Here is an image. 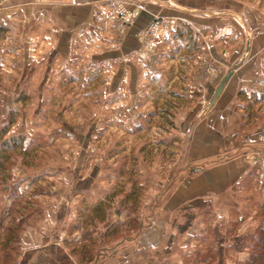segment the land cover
I'll return each instance as SVG.
<instances>
[{
	"label": "rangeland",
	"instance_id": "obj_1",
	"mask_svg": "<svg viewBox=\"0 0 264 264\" xmlns=\"http://www.w3.org/2000/svg\"><path fill=\"white\" fill-rule=\"evenodd\" d=\"M223 3L222 10L209 9L212 13H208L220 16L219 27H192L180 20L178 30L172 32L178 39L181 34L177 44L143 45L149 56L158 57L162 63L159 71L140 69V82H136L139 94L133 102L136 113L129 117L121 113L122 104L128 105L131 100L127 82L122 81L114 92L107 90L106 77L111 67L112 72L118 69L116 64L112 66L109 60L95 62L84 50L85 44H81L83 51L77 59L84 64L78 73L71 67L74 73L69 74L70 79L77 75V81L72 82L69 77L54 80L53 89L41 97L38 89L44 83L45 61H26L22 45L24 25L17 31V51L16 47L9 48L10 25H0V129L11 114L14 123L9 134L25 137L24 147L10 153L7 169L0 174V264H29L42 249L48 250L54 264H62L57 260L59 249L69 254L73 262L84 264L79 262L81 254L77 249L89 241L95 242L93 249L98 251L107 245L116 247L124 237L135 239L158 210L150 208L153 200L158 204L160 194L166 199L165 187L182 166L176 164H181L177 153L185 133L184 122L200 113L204 118L207 110L213 108L208 107L213 94L208 97L207 88L202 85L205 72L201 56L210 58V46L219 44L220 53L231 62L232 54H237V44H252L264 35V0ZM107 46L95 44L101 49ZM36 52L34 56L39 58V49ZM49 79L53 81L51 75ZM261 90L242 97V123L238 136L230 137L236 146L247 145L241 153L251 155L252 175L245 179L243 191L227 201L224 218L217 216L216 212H221L215 208L198 212L201 227L193 231L199 242L194 248L201 252L184 256L183 264H243L261 250L252 238L258 228L264 227V130L260 129L264 125V89ZM137 108L145 114L139 116ZM137 117L146 122L145 126L142 123V130L133 124ZM206 119H210L208 114ZM95 120L99 128H94ZM176 140L180 143L174 145ZM96 166L103 171L89 182L92 189L71 204L77 171L89 176ZM123 197H128V206H123ZM69 203L75 206L76 213L69 234L75 235L65 242L58 232L66 227L65 215L69 219L71 213ZM103 205L107 207L110 228L99 219L96 225L91 222ZM66 208L68 214L60 216ZM188 219L182 220L186 227L176 228L178 243L190 227ZM129 221V227L121 230V224ZM31 233L38 241L26 247L24 238ZM178 243L174 252L182 254ZM73 248L76 252L71 253ZM171 258L161 257V264H173Z\"/></svg>",
	"mask_w": 264,
	"mask_h": 264
},
{
	"label": "crops",
	"instance_id": "obj_2",
	"mask_svg": "<svg viewBox=\"0 0 264 264\" xmlns=\"http://www.w3.org/2000/svg\"><path fill=\"white\" fill-rule=\"evenodd\" d=\"M121 1L128 9L140 6V11L133 21L125 25L119 21L117 9L113 7L111 0H0V25L9 24L11 28L9 48L16 47L17 51L16 43L20 41L16 38L17 31L24 25L22 45H24L26 61L31 63L40 58L45 61L43 64L46 72L42 88L38 89L39 96H46L45 92H49L50 88L53 89L54 80L59 81L61 77L66 79L69 77L72 82L77 81V75L70 79L69 74L74 73L70 68L73 67L77 73L80 72L84 63L77 59V54L83 51L81 44H85L84 50L91 54L95 62L109 60L113 63L112 66L117 65L118 69L112 72L114 67H111V72L106 77L107 90L114 92L122 81L127 82L131 100L128 105L122 104L121 113L129 117L131 113H136L133 102L139 94L136 82H140V69L159 71V64L162 63L159 62L158 57L147 54L140 39L141 34L150 30V43L177 44L176 41L182 38L181 34L178 39L172 36L174 34L172 32L176 31V28L178 30L180 20L190 23L192 27L207 25L213 30L220 26L218 23L220 16L212 17L208 14L212 13L209 9L216 12L225 6L223 3L225 0H212V3H209L210 0ZM169 24H172V27L169 28ZM13 35L15 38H12ZM261 35L262 38L258 39L259 41L254 40L252 44H237L235 47L237 54H232L231 62L226 58L227 56L220 53L219 44L210 46L212 53L210 58L201 56L202 62L204 60L202 72H205L202 85L207 88L208 97L209 93L214 94L215 89L230 70H232L231 76L212 110L208 109L209 112H206L204 118L200 113L184 122L185 133L181 139L180 153H177L180 154L181 164H176L182 166L174 171L168 186L165 187L164 193H168L166 199L160 194L156 199L158 204L155 205L153 200L150 208L158 209L154 216L144 227H141L135 239L129 240L124 237L116 247L105 246L101 253H97L93 264H161L163 256L172 257L173 264H183L184 256H193L194 252L197 254L198 248L194 247L198 240L193 231L200 230L201 227L197 217L200 216L198 212L215 208L221 212V214L216 212L217 216L221 215L220 217L224 218L223 215H227L225 212L227 201L243 191L245 179L253 172L251 155L245 156L244 152L241 153L247 145L236 146L230 137L238 136L242 123V110L239 107L242 97L247 96L250 91L261 92V89H264V35ZM95 44H109V46L101 49L95 47ZM38 49L39 58H36L34 53H37ZM213 60L218 64H214ZM219 65H222V68ZM125 66H128L127 69ZM28 73L30 67L25 72V78ZM49 75L53 81L49 79ZM137 114L141 116L145 112L137 108ZM207 114L210 116L209 120L206 119ZM138 117L133 124L138 130H142L146 122H142ZM93 125L94 128H99L96 120ZM260 129L264 130V125ZM261 137L264 138L263 134ZM257 139L259 138H255L254 141ZM236 140L238 141L239 137ZM177 143L180 142L173 141L174 145ZM102 171L99 166L91 170L89 176H83L81 171H77L74 195L70 197L71 204L92 189L93 185H89V182L99 177ZM127 198H121L123 206L126 205ZM63 204L65 209V202ZM71 204L69 203V212L71 211L69 219L68 215H65L66 227L58 232L59 238L66 240L65 242L75 235L69 234L70 223L76 215L75 206ZM67 208L66 211H61L60 216H64L65 212L68 214ZM195 211L197 214L194 213ZM98 214L99 211L95 215V225L99 219L105 222L106 228L109 227L108 215L101 219L102 216L99 217ZM180 214H182L181 218ZM185 218H189L190 227L183 241L178 243L176 228L186 225L182 222ZM31 235L24 238L26 247H32L33 242L38 241L36 235L32 233ZM48 237L49 242L52 243L50 236ZM124 239L128 240L124 241ZM78 241L81 243L80 240ZM177 243L181 244L182 254L174 252ZM29 264H54V259L48 250L42 249L36 252Z\"/></svg>",
	"mask_w": 264,
	"mask_h": 264
},
{
	"label": "trees",
	"instance_id": "obj_3",
	"mask_svg": "<svg viewBox=\"0 0 264 264\" xmlns=\"http://www.w3.org/2000/svg\"><path fill=\"white\" fill-rule=\"evenodd\" d=\"M0 122H1V114H0ZM14 123V117L10 114V119L8 122L4 123L0 129V174L3 173L4 170L7 169V163H9L10 153L15 148H22L24 147V139L23 135H13L9 134L10 128ZM128 203V202H127ZM126 203L125 206H128ZM136 206V204H134ZM107 213V207L103 205V208L99 209V217L102 216L101 219H104ZM95 221V217L92 216L91 222ZM130 221L127 223H123L120 226L121 230H124V227H129ZM110 228V226L108 227ZM118 229V228H117ZM116 232V231H115ZM118 232V231H117ZM258 232V233H257ZM107 232L104 233V236H107ZM259 234V236L257 235ZM12 237V236H10ZM254 245H257L261 248L256 254H253L251 257L247 258V261L243 264H264V227H260L254 232L252 235ZM82 243V242H81ZM90 244H83L80 246L77 251L81 254V258L79 260L80 263L84 264H93L96 260L97 253H101V250H94L93 247L96 246L95 242L89 241ZM252 244V247H254ZM90 246V248H88ZM89 250H88V249ZM59 251V255L57 256V260L62 264H77L70 259L69 254L62 253ZM76 252V248L71 250V253ZM200 250L197 251V254H200Z\"/></svg>",
	"mask_w": 264,
	"mask_h": 264
},
{
	"label": "built area",
	"instance_id": "obj_4",
	"mask_svg": "<svg viewBox=\"0 0 264 264\" xmlns=\"http://www.w3.org/2000/svg\"><path fill=\"white\" fill-rule=\"evenodd\" d=\"M111 3L113 7H115L118 11V19L121 22V24L125 25L126 23H131L134 19V17L139 13L140 6L137 5L133 9H128L127 6L122 2L121 0H111ZM149 31L146 30L143 32L140 36L141 41L143 42V45L146 46L147 44H153L149 42Z\"/></svg>",
	"mask_w": 264,
	"mask_h": 264
},
{
	"label": "water",
	"instance_id": "obj_5",
	"mask_svg": "<svg viewBox=\"0 0 264 264\" xmlns=\"http://www.w3.org/2000/svg\"><path fill=\"white\" fill-rule=\"evenodd\" d=\"M231 73H232V70H230L226 75L225 77L223 78V80L219 83V85L217 86V88L215 89V92L213 94V97L209 103V108H212L215 101L218 99V97L221 95L222 91H223V88H224V85L225 83L227 82V80L229 79V77L231 76Z\"/></svg>",
	"mask_w": 264,
	"mask_h": 264
}]
</instances>
